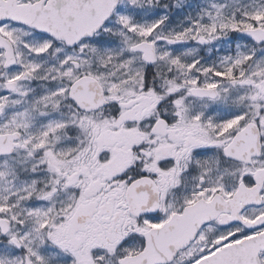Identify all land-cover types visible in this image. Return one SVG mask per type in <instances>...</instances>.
Masks as SVG:
<instances>
[{
  "label": "snow or ice",
  "instance_id": "snow-or-ice-1",
  "mask_svg": "<svg viewBox=\"0 0 264 264\" xmlns=\"http://www.w3.org/2000/svg\"><path fill=\"white\" fill-rule=\"evenodd\" d=\"M0 264H264V0H0Z\"/></svg>",
  "mask_w": 264,
  "mask_h": 264
}]
</instances>
